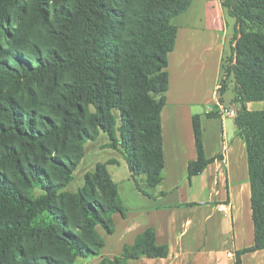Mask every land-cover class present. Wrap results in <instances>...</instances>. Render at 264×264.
Listing matches in <instances>:
<instances>
[{"label": "trees", "instance_id": "16d2710c", "mask_svg": "<svg viewBox=\"0 0 264 264\" xmlns=\"http://www.w3.org/2000/svg\"><path fill=\"white\" fill-rule=\"evenodd\" d=\"M20 1L0 0V34L7 35L11 19L20 20ZM191 3L66 0L52 11L56 26L49 25L61 52L33 44L9 48L0 42V264H75L78 258H95L105 246L96 228L111 235L112 216L125 215L117 186L105 175L98 177L97 187L109 195V202L90 201L93 190L87 184L68 198V212H77L71 219L62 191L73 179V164L46 157L48 149L65 144L69 136L80 145L91 138L83 128L89 108L95 111L93 127L102 130L114 147L119 132L137 189L146 194L136 182L138 176L146 178L147 189L161 183V111L168 55L177 31L172 21ZM221 5L234 19L228 67L223 71L224 78L231 77L234 102L240 107L235 125L246 149L254 226V246L244 252L264 254V110L246 107L264 102V0H222ZM43 6L42 0H33L31 15L49 22ZM44 80L61 88L48 104V114L35 108L34 87ZM193 131L197 159L188 165L189 178L214 160L205 158L198 117L193 118ZM37 241L46 243L50 252L25 256L26 245ZM167 253L147 230L121 256L103 263L128 264L139 257L164 258Z\"/></svg>", "mask_w": 264, "mask_h": 264}, {"label": "crops", "instance_id": "0c3cea01", "mask_svg": "<svg viewBox=\"0 0 264 264\" xmlns=\"http://www.w3.org/2000/svg\"><path fill=\"white\" fill-rule=\"evenodd\" d=\"M221 3L192 0L172 21L177 31L161 111L162 181L144 194L128 171L137 200L129 207L110 174L125 215L112 216L115 228L107 240L119 236L109 241L114 250L109 257L121 256L139 235L152 230L167 256L139 257L128 264H264L262 251L244 252L254 246L244 141L234 117L208 115L218 110L223 62L230 55V19ZM194 117L200 122L205 158L214 160L189 178L188 165L197 159Z\"/></svg>", "mask_w": 264, "mask_h": 264}, {"label": "rangeland", "instance_id": "374dc122", "mask_svg": "<svg viewBox=\"0 0 264 264\" xmlns=\"http://www.w3.org/2000/svg\"><path fill=\"white\" fill-rule=\"evenodd\" d=\"M42 2L44 4L43 8L47 11V19L49 22H45L39 17L31 15L33 0H21L19 3L20 20L13 22L11 19L8 26H6L5 32L7 35L0 34V42L7 43L5 47L18 48L19 46H31L33 44L43 51L52 49H56L59 52L62 51L54 36L49 32V25L53 28L56 26L52 11L54 7L65 5L66 0H42ZM229 19L231 27L229 30L231 34L230 39H232L234 34V24L232 25V23L234 19ZM228 57L229 55L225 57L223 62V69L225 70L228 67ZM63 80H66V77L62 78L60 83ZM222 82L220 84L222 87L219 94V104L224 111L229 113L225 117L235 118L240 107L234 102L235 93L231 77L224 78V71ZM60 90V86L53 88L47 80H44L40 85H36L34 87L35 97L37 99L35 108L41 109L44 114H48L47 106L51 101L58 98ZM246 107L251 111L264 110V102L247 104ZM214 112L219 115L218 110H213L211 113ZM94 115V109L89 108L83 120V128L91 135L89 140H86L80 145L76 144L72 136H69L65 144L58 143L46 152L47 158L60 157L73 164V179L62 191L64 195V207L67 209L66 213L71 219L77 215V212H68V198L87 188V184L93 190L92 195L88 196L90 201L94 200L103 205L109 202V195L107 193L103 194L97 187L99 182L98 177L105 178V175L111 177L110 174H112L114 180L119 182L120 192L127 206L132 207L137 202L134 192V181L131 178L130 181L127 177L129 172L125 159V151L118 142L119 132H115L117 142L114 147L113 142L102 130L93 127L92 119ZM135 179L140 188L150 191V189H147L146 178L144 176H138ZM113 228H115L114 225ZM96 229L105 244L104 248L101 250L99 256L95 258H78L75 264H104L103 261L111 262L115 258L109 257V254H113L114 251H110L113 247L110 246L109 241L114 242L119 235L114 236L111 240H107L108 235L105 231L101 227H97ZM24 252L25 256H37L49 253L50 249L46 243L37 241L36 243L26 245Z\"/></svg>", "mask_w": 264, "mask_h": 264}, {"label": "built area", "instance_id": "2783aa9c", "mask_svg": "<svg viewBox=\"0 0 264 264\" xmlns=\"http://www.w3.org/2000/svg\"><path fill=\"white\" fill-rule=\"evenodd\" d=\"M217 107H218V113H219V115L225 116V115H228L229 114L228 112H226V111L223 110V108L221 107L220 104ZM228 256H231V254H229Z\"/></svg>", "mask_w": 264, "mask_h": 264}]
</instances>
